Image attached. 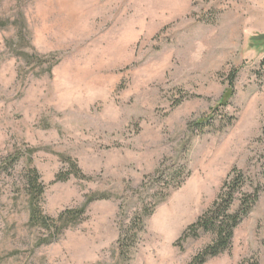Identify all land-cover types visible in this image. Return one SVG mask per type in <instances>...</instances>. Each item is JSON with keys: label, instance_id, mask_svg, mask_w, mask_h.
<instances>
[{"label": "rangeland", "instance_id": "374dc122", "mask_svg": "<svg viewBox=\"0 0 264 264\" xmlns=\"http://www.w3.org/2000/svg\"><path fill=\"white\" fill-rule=\"evenodd\" d=\"M259 34L264 0H0V264H190L234 171L257 200L202 264H264Z\"/></svg>", "mask_w": 264, "mask_h": 264}, {"label": "trees", "instance_id": "16d2710c", "mask_svg": "<svg viewBox=\"0 0 264 264\" xmlns=\"http://www.w3.org/2000/svg\"><path fill=\"white\" fill-rule=\"evenodd\" d=\"M21 38V35L20 37ZM252 43L256 44H264V34L254 35L250 38ZM23 58H33L31 55L24 54L22 55ZM231 79L229 81V85L232 84ZM63 159L68 157L62 156ZM70 160V159H68ZM73 167L72 174L76 175L77 172H80L77 165L72 163ZM164 172H160L157 176L156 181L162 178ZM58 180L66 179V175H57ZM245 179L240 171H234L232 176H228L227 179L224 181L221 191L217 198L212 203L211 207L204 211L194 223H192L187 229L190 232H193L195 235L199 231L208 232L211 234L212 239L211 241L205 245L198 253L193 257L190 264H202L205 260L209 257L217 256L223 252H225L230 244L233 237L234 229L237 225L250 213L254 203L257 200V193H244L243 196L239 200V206L236 211H230V207L235 200V195L240 192L241 187H243ZM180 182L171 183L165 185L164 187L159 186L162 190L167 191L168 188H176L180 185ZM25 187L28 190L29 197H30V210H29V221L32 223H38L43 227H49L48 222L53 220L51 217L43 215L40 211V207L37 203L38 198L42 195L44 186L42 181L40 180V175L38 171L30 167L28 168L25 174ZM163 196L165 193L160 191L159 193H153L152 198L156 196ZM108 195L100 194L90 198L93 199H101V198H108ZM155 205L156 202L152 201ZM150 212L147 211L144 215H149ZM76 216V214L74 215ZM125 239H122L121 235L118 239V245L120 249L123 248L125 245ZM135 243V242H133Z\"/></svg>", "mask_w": 264, "mask_h": 264}]
</instances>
